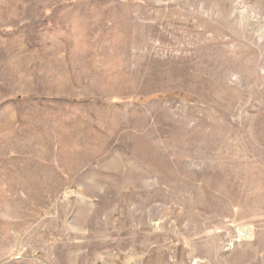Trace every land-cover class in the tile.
Listing matches in <instances>:
<instances>
[{
    "label": "rangeland",
    "instance_id": "obj_1",
    "mask_svg": "<svg viewBox=\"0 0 264 264\" xmlns=\"http://www.w3.org/2000/svg\"><path fill=\"white\" fill-rule=\"evenodd\" d=\"M0 264H264V0H0Z\"/></svg>",
    "mask_w": 264,
    "mask_h": 264
}]
</instances>
